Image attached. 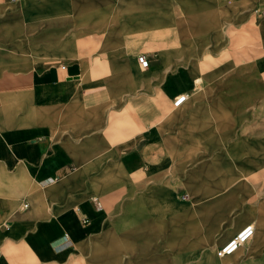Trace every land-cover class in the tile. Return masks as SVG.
Returning a JSON list of instances; mask_svg holds the SVG:
<instances>
[{"label": "crops", "instance_id": "0c3cea01", "mask_svg": "<svg viewBox=\"0 0 264 264\" xmlns=\"http://www.w3.org/2000/svg\"><path fill=\"white\" fill-rule=\"evenodd\" d=\"M260 10L264 0H0V264H213L242 221H262ZM208 172L244 174L241 216L208 209L193 180ZM252 224L261 250L226 264H264Z\"/></svg>", "mask_w": 264, "mask_h": 264}, {"label": "rangeland", "instance_id": "374dc122", "mask_svg": "<svg viewBox=\"0 0 264 264\" xmlns=\"http://www.w3.org/2000/svg\"><path fill=\"white\" fill-rule=\"evenodd\" d=\"M194 180V189L196 190V192H200V190H202L203 188H208L211 196L213 198H211V204H210V208H208L209 210H211L213 207H219L221 204L227 203L231 205V213L233 215V218L237 217V216H241V210H246L247 209V205H248V182L246 181V177L244 176V174H240L239 172L235 175L232 176L231 179H226L225 181L221 182V183H216L214 182V172L211 173H207L206 177H204L203 179L197 181L196 179ZM221 187H226V197L225 198H221L220 196H217L220 194L219 189ZM243 222V226L249 222H255L258 230H257V234L260 235L261 232H259V229H264V219L262 221L256 222L254 220H249V221H242ZM242 227V226H241ZM240 227V228H241ZM238 228L235 233L240 229ZM264 237V234H263ZM255 240H251L250 242H248L247 244H245L244 246H242V248H240V250L238 252H236L234 255L232 256H228V257H223V258H218V257H214L213 258V264H226V260H233L235 258H237V256L242 252V250L248 246H252L253 245V249H256L259 247V249L261 250V247L263 245L260 246H256L255 245ZM220 245L215 246V251L219 248ZM187 247V246H186ZM208 248H206V254L208 253L209 250H207Z\"/></svg>", "mask_w": 264, "mask_h": 264}, {"label": "built area", "instance_id": "2783aa9c", "mask_svg": "<svg viewBox=\"0 0 264 264\" xmlns=\"http://www.w3.org/2000/svg\"><path fill=\"white\" fill-rule=\"evenodd\" d=\"M259 13L261 15H264V10H260ZM137 61L142 68H147L149 61L145 54L143 53L138 54ZM186 97H187L186 94L177 96L173 100V103H172L173 107L177 108L178 106H180L186 100ZM90 201L92 202L95 209H99L101 207V204L96 197H91ZM253 235H254L253 224H248L242 227L239 232L233 235L225 244H223L216 250V255L218 257H224V256L234 253L241 246H243L246 242H248L252 238Z\"/></svg>", "mask_w": 264, "mask_h": 264}, {"label": "bare ground", "instance_id": "6f19581e", "mask_svg": "<svg viewBox=\"0 0 264 264\" xmlns=\"http://www.w3.org/2000/svg\"><path fill=\"white\" fill-rule=\"evenodd\" d=\"M251 224H252V223H251ZM242 227H243V226H242ZM242 227H241V228H242ZM241 228H240L237 232H239V231L241 230ZM237 232H236V233H237ZM236 233H235V234H236ZM246 244H247V243H246ZM244 245H245V244H244ZM244 245H243V246H244ZM238 250H239V249H238ZM238 250H237V251H238ZM237 251H235L234 253H232V254H230V255L224 256V257L232 256V255H234ZM215 255H216V251H215ZM216 256H217V255H216ZM220 258H223V257H220Z\"/></svg>", "mask_w": 264, "mask_h": 264}]
</instances>
